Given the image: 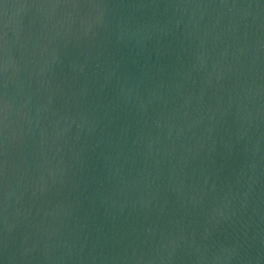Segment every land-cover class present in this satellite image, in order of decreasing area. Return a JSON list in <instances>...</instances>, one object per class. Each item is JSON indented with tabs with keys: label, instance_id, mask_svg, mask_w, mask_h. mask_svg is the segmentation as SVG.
<instances>
[{
	"label": "water",
	"instance_id": "95a60500",
	"mask_svg": "<svg viewBox=\"0 0 264 264\" xmlns=\"http://www.w3.org/2000/svg\"><path fill=\"white\" fill-rule=\"evenodd\" d=\"M0 264H264V0H0Z\"/></svg>",
	"mask_w": 264,
	"mask_h": 264
}]
</instances>
